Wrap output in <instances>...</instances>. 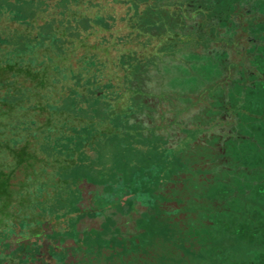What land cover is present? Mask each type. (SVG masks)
<instances>
[{
	"label": "rangeland",
	"instance_id": "1",
	"mask_svg": "<svg viewBox=\"0 0 264 264\" xmlns=\"http://www.w3.org/2000/svg\"><path fill=\"white\" fill-rule=\"evenodd\" d=\"M141 1L145 0H137L139 8L143 7ZM179 1V15L191 27L178 39L181 48L173 54L144 61L141 71L131 79L139 89L124 86L117 93L110 87H94L101 98L92 103L87 121L89 132H85L84 146L80 149L82 155L78 162L61 171L62 179L70 184L64 193L69 199L57 198L50 206L39 203L42 189L54 180L53 174H39L23 192L30 203L16 202L22 212L18 218L22 233L27 234L34 225L31 218L42 205L45 218L52 217L55 221L74 212L80 198L77 184L83 178L102 185L120 203L123 195L139 193L151 198L166 184L165 180L174 178L180 184L183 182L191 198L212 196L223 200L225 208L222 212L214 211L213 201L206 207L203 219L191 224L185 237L191 246L182 249L187 254L182 264H218L205 261L198 254L225 264H264V208L250 201L258 199L264 203V0H194L192 4L190 0ZM30 6L31 3H26L25 9ZM61 7L56 17L59 20L72 17L76 23L79 6L74 5L71 14ZM90 7L84 5L87 10ZM11 14L7 8H1L0 21L9 19ZM49 16L46 13L44 19H50ZM63 34V28L56 33L60 37ZM164 35L170 32L166 30ZM161 41L164 40L160 38L158 42ZM29 50L0 47V58L8 63H25L36 58L28 55ZM120 107L125 110L120 111ZM181 108L185 113L180 117ZM23 120L25 116L21 113L6 119L1 137L22 141L27 128ZM43 135L45 140L51 136L50 132ZM170 136L181 137L177 146L185 149L183 153L170 148L167 140ZM210 146L216 148L214 153ZM223 155L239 162L227 159L218 162ZM11 164L0 143V169ZM202 166L207 167L204 173H210L209 181L203 184L198 181L194 193L191 178L184 181L185 176L180 173L189 176L195 173L196 177ZM14 226L9 217L3 218L0 239L13 231ZM149 232L151 239L160 240L168 232V226L154 220ZM226 234L244 241V246L239 251L228 248L234 239L224 238ZM190 247L197 252H190ZM156 248L164 255L168 252L162 263L178 264L173 248L165 243L157 244Z\"/></svg>",
	"mask_w": 264,
	"mask_h": 264
},
{
	"label": "trees",
	"instance_id": "2",
	"mask_svg": "<svg viewBox=\"0 0 264 264\" xmlns=\"http://www.w3.org/2000/svg\"><path fill=\"white\" fill-rule=\"evenodd\" d=\"M173 1L171 5L169 1L145 0L139 8L137 0H0V9L5 7L12 13L9 19L0 21V47L29 48L28 55L36 57L25 63H8L0 58V143L12 162L10 167L0 169V225L3 218L9 217L14 227H19L22 212L16 202L30 203L23 192L41 173L53 174L54 180L42 189L39 203L50 206L57 198L69 199L64 193L70 184L62 179L61 171L78 162L82 155L80 149L84 146L85 132H89L87 121L92 103L101 98L94 87H110L117 93L124 86L138 88L131 79L141 71L144 61L173 54L181 48L178 39L184 35L180 30L190 22L179 15L180 1ZM28 2L31 6L25 9ZM85 4L91 6L90 10L84 8ZM60 5L70 14L74 5L79 6L76 23L72 17L61 20L56 17ZM45 12L50 19H44ZM60 28L64 29L61 37L56 35ZM166 30L170 35H164ZM46 32L51 35H43ZM160 38L164 41L158 42ZM180 110L185 113L184 108ZM20 113L25 116L22 121L27 127L25 138L9 141L1 137L6 119ZM46 132L51 136L45 140ZM210 147L212 152L216 150ZM220 147L223 152L222 142ZM222 159L232 161L229 155H223ZM201 199L214 201L216 209L224 208L223 200L218 198ZM250 201L264 208L258 199ZM43 205L31 218L34 223L45 218ZM223 237L234 239L231 246L228 244L233 250L239 251L245 244L232 234ZM198 256L225 264L209 256Z\"/></svg>",
	"mask_w": 264,
	"mask_h": 264
},
{
	"label": "flooded vegetation",
	"instance_id": "3",
	"mask_svg": "<svg viewBox=\"0 0 264 264\" xmlns=\"http://www.w3.org/2000/svg\"><path fill=\"white\" fill-rule=\"evenodd\" d=\"M190 28L184 25L180 31L185 36ZM158 130L155 132L159 135ZM180 138L170 136L167 139L170 148L176 149L178 154L185 150L177 146ZM222 157L218 162L224 160ZM229 162L239 161L232 158ZM205 171L206 166L198 169L200 175L196 177L199 180L195 173L189 176L182 171L180 175L185 176L184 181L186 177L188 181L191 178L190 187L195 193L198 181L203 184L208 180L210 173ZM177 180H165L166 184L151 198L142 197L139 193L136 196L123 195L120 203L102 185L86 179V190H79L80 198L75 203L74 212L56 221L48 217L33 222L27 234L22 233L19 227L5 233L0 239V264H164L162 259L168 258V252L164 255L156 248L157 244L164 243L173 248L178 264H182L187 255L182 249L191 246L185 240L187 230L191 224L203 219L202 215L211 201L191 198V192H186L183 182L180 184ZM212 208L217 212L225 211V208ZM154 220L168 226V232L160 240L156 237L151 239L149 235L150 224ZM190 250L197 252L194 247Z\"/></svg>",
	"mask_w": 264,
	"mask_h": 264
},
{
	"label": "water",
	"instance_id": "4",
	"mask_svg": "<svg viewBox=\"0 0 264 264\" xmlns=\"http://www.w3.org/2000/svg\"><path fill=\"white\" fill-rule=\"evenodd\" d=\"M88 182L86 181V179H84V180H82L81 182H79L78 184H77V187H78V189L79 190H86V188H85V185L87 184Z\"/></svg>",
	"mask_w": 264,
	"mask_h": 264
}]
</instances>
